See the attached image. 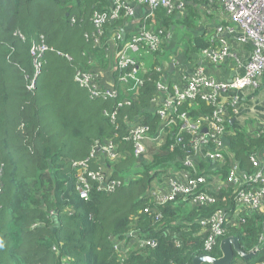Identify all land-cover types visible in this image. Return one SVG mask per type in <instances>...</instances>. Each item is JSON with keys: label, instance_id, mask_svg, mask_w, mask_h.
Returning <instances> with one entry per match:
<instances>
[{"label": "trees", "instance_id": "1", "mask_svg": "<svg viewBox=\"0 0 264 264\" xmlns=\"http://www.w3.org/2000/svg\"><path fill=\"white\" fill-rule=\"evenodd\" d=\"M112 5L113 0H0V264H194L198 255H221L219 244L206 249L198 219L225 203L231 205L233 188L223 186L218 197L225 200L210 206L170 201L160 206L161 218H156L155 212H145L155 205L146 195L165 174L162 170L182 166L186 148L175 145L172 138L179 125L167 126L162 145L150 146V158H138L133 142L125 139L134 121L147 123L152 130L161 123L155 101L159 81H172L166 67L168 44L143 59L144 83L134 100L122 106H118L120 94L92 97L74 78L77 70L91 69L95 59L101 67H109L105 41L127 19L105 24L99 38L93 18L96 11ZM194 17L189 12L167 14L161 7L140 18H146L148 25L186 28L189 39L184 36V44L178 45L190 58L212 46L192 32ZM40 35L48 49L36 77L30 48ZM123 72L127 70L117 69L115 74ZM32 80L35 85L30 88ZM197 106L202 112L211 110L197 98L186 101L180 111L191 110L193 117ZM114 110L115 119L106 113ZM238 125L234 122L236 133L225 141L242 168L248 169L249 155L264 147V138L245 136ZM107 141H113L118 157L98 163L92 151L97 143ZM88 158L92 167L114 165V176L128 178L111 193L95 187L83 199L73 163ZM229 235L238 237L243 250L251 251L262 243L264 214L247 217L241 228L228 230L219 243ZM149 239L156 244L137 246ZM125 241L128 248L136 244L137 249L119 252L117 244L121 248ZM263 258L259 252L245 261L255 264Z\"/></svg>", "mask_w": 264, "mask_h": 264}, {"label": "built area", "instance_id": "2", "mask_svg": "<svg viewBox=\"0 0 264 264\" xmlns=\"http://www.w3.org/2000/svg\"><path fill=\"white\" fill-rule=\"evenodd\" d=\"M196 1L218 3L228 14L229 24L217 28L220 43L193 53L190 58L185 56L189 61L188 66H191L188 75L181 76L180 72L175 81H159V93L155 101L156 114L161 119L159 127L152 130L151 125L134 121L130 123L125 139L133 142L138 158H150V146L157 148L162 145L163 132L167 126L179 125L172 138L175 145H183L186 148V156L181 160L182 166H169L162 170L165 174L146 195L155 205L147 207L145 212H155L156 218H161L160 206L170 201L182 200L195 206H210L225 200V197H218L223 186L233 188L231 205L225 203L208 216L198 219L205 232V247L211 251L220 245V238L228 230L241 228L247 217L252 214H264V147L255 149L249 155V168L245 169L225 141L233 134L230 130L231 119L238 120L245 110L254 115H264V111L258 108H264V0ZM135 4L147 8V18L161 7L167 14H183L187 8V0H113L109 10L94 13L93 21L99 29V38L108 22L121 17H134ZM147 21L146 18L138 21V26L131 35L125 24L107 38L105 49L111 61L108 68L101 67L95 59L91 69L77 70L74 77L76 82L87 88L92 97L110 98L120 94L118 106L130 103L144 83L141 71L143 59L146 60L154 51L161 50L165 43L169 48L173 43V50L182 51L183 46L176 44L177 39L175 40L171 29L156 24L148 25ZM223 32L236 35L242 44L252 46L247 60L231 50L222 35ZM19 36L24 38L22 34ZM47 49L43 35L33 41L30 53L35 60V76L40 73L41 58ZM229 59L234 61V76L231 79H217L211 75L210 67ZM117 69H126L127 72L116 76ZM159 69L164 74L162 67ZM108 75L111 76L110 80H107ZM31 84L34 87L35 81L32 80ZM197 98L202 99L211 110L202 112L197 106V114L193 117L191 110L180 111L186 101H194ZM106 113L113 119L116 118V110ZM254 137L264 138V123ZM100 152L105 154L106 160L114 161L118 157V150L113 141L97 143L92 157L98 158ZM98 163H101V158ZM201 163L209 165L201 167ZM73 165L78 171L77 189L83 199H88L95 187L111 193L128 178L114 176L109 169L92 167L89 158L74 162ZM225 167L226 178L223 179ZM1 189L0 185V191ZM260 239L262 243L251 250L254 252L253 256L259 252L264 254V236ZM145 243L153 246L156 244L155 240L149 239L138 241L137 246H143ZM121 249L126 252L129 248L122 242ZM237 257L239 258L232 264H249L240 256ZM255 264H264V258Z\"/></svg>", "mask_w": 264, "mask_h": 264}, {"label": "crops", "instance_id": "3", "mask_svg": "<svg viewBox=\"0 0 264 264\" xmlns=\"http://www.w3.org/2000/svg\"><path fill=\"white\" fill-rule=\"evenodd\" d=\"M187 12H189L193 17L195 16L194 17L195 22H194V27H193L195 29L192 32L196 33L197 36L204 37L206 41H209L211 43V45H212L211 47L217 46L220 43L219 42V36L217 35V28L220 25H228L229 24V22H228L229 16L224 11V9L220 6V4H218V3L210 4L207 2H201V1H196V0H187L186 13ZM144 14H146V8H144V6L141 4H135L134 17L127 19V24H128L127 29L129 30V35H131L136 30V27L138 26L137 22L142 21V19L140 17L143 16ZM172 31L174 32L175 40L177 39V43H176L177 45H178V43L184 44L183 43L184 36H186L189 39L190 34L187 33L188 31L184 27L182 28V30L180 28L175 29V27H172ZM180 32H181L182 37H179ZM222 35H223V37H225L226 41L231 46V50H233L234 53H237L241 58L247 60L248 55L251 52L252 46H250L249 44H242L237 39L236 35L230 34L229 32H223ZM173 46L175 47V44ZM174 51H176V50H174ZM182 51H183L184 56H182L178 60H176V64L174 63L175 67L172 70H170V66L168 65V63L173 61V59L171 58L172 53H170L171 56L168 55V58H167L168 61H167L166 67H168V70L172 73L171 74L169 72V74H170L169 78L171 80H173L172 76L174 74H176L178 76L181 72V76H183V75H188L191 72V66H188V69L186 71L182 70V66L184 64L188 65V63H189V61L187 60L188 58L185 57L184 49H182ZM233 65H234V61L229 59L227 61L221 62L217 66L210 67L209 70L211 71L210 72L211 75L215 76L217 79H227L228 80L234 76ZM166 67H165V72L167 70ZM212 72H216L217 74L213 75ZM110 79H111V76L108 75L107 80H110ZM262 107H263V105H262ZM258 108L260 111H264V108H261L260 106H258ZM245 112H246V110L243 111V113L241 114V116L239 117L238 120H233V122L230 125L233 129L235 128L233 126L234 122H236V123L239 122L240 125L243 124V122L245 120V114H246ZM240 120H241V122H240ZM240 125H238V126L240 127ZM254 136H252V137H254ZM100 158L103 159L99 153L98 159H100ZM107 162H108V160L106 162L101 161V163H107ZM112 166H114V165H112ZM112 166L109 167V171L113 173L114 170L112 169ZM242 259L245 260V258H242Z\"/></svg>", "mask_w": 264, "mask_h": 264}, {"label": "water", "instance_id": "4", "mask_svg": "<svg viewBox=\"0 0 264 264\" xmlns=\"http://www.w3.org/2000/svg\"><path fill=\"white\" fill-rule=\"evenodd\" d=\"M144 8H146L144 6ZM147 9V8H146ZM145 10V9H144ZM174 68V64L170 65V70ZM39 74V73H38ZM36 75V77L38 76ZM235 118L230 120L232 123ZM221 255L215 257L209 254H201L194 258V264H232L236 256L248 259L254 255V252H246L239 243V239L235 235L224 237L220 243Z\"/></svg>", "mask_w": 264, "mask_h": 264}, {"label": "rangeland", "instance_id": "5", "mask_svg": "<svg viewBox=\"0 0 264 264\" xmlns=\"http://www.w3.org/2000/svg\"><path fill=\"white\" fill-rule=\"evenodd\" d=\"M180 37H182L181 36V33H180V35H179ZM173 43H172V45L170 46V49H171V53H172V59H173V61H171L170 63H168V65L170 66V64L172 63H176L175 61L176 60H178L180 57H182V56H184V54L182 53V51H180V49H179V51L177 52V51H174L173 50ZM180 54V55H179ZM149 59V57L147 56L146 57V61ZM34 62V64H35V60L33 61ZM174 67H175V65H174ZM188 69V65H186V64H184L183 66H182V70L183 71H186ZM209 72H211L210 70H209ZM213 73V75H216L217 73L216 72H212ZM176 78H177V75L176 74H174L173 76H172V79L175 81L176 80ZM28 85H29V87L30 88H33V86H32V84L30 85L29 83H28ZM135 96H133V98H134ZM262 102H263V94H262ZM263 106H264V102H263V104H262ZM246 114H245V120H244V122H243V124L242 125H240V130H241V132L245 135V136H248V137H252V136H254V135H256L257 134V132H258V130H259V127L260 126H262L263 125V123H264V115L263 114H259V113H257V114H253V113H250V112H245ZM230 130H231V132L233 133V134H235L236 132H235V128L233 129L231 126H230ZM100 156L103 158V159H101V161H103V162H106L107 160H106V157H105V154L103 153V152H100ZM134 174V173H133ZM125 175H122V177H124ZM157 181V180H156ZM156 181H154L153 182V185H155L156 184ZM131 234H133V233H131ZM125 243V247L127 246V243H126V241L124 242ZM128 247V246H127ZM134 247V248H133ZM117 248V250L119 251V252H122V249L120 248V247H116ZM137 249V246L135 245V246H132V248H129L128 249V251H134V250H136Z\"/></svg>", "mask_w": 264, "mask_h": 264}]
</instances>
